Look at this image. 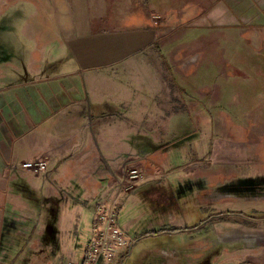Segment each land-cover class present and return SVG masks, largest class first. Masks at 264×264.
Masks as SVG:
<instances>
[{
    "label": "rangeland",
    "instance_id": "1",
    "mask_svg": "<svg viewBox=\"0 0 264 264\" xmlns=\"http://www.w3.org/2000/svg\"><path fill=\"white\" fill-rule=\"evenodd\" d=\"M189 1L170 0L160 7L156 0H145L151 9L156 10L153 12L143 5L142 0H108L109 27H113L119 18H136L144 14L146 28H155L162 40L172 41L159 47L160 55L172 50L176 65L182 72L192 70L189 66L196 60L200 65L201 60L199 68L204 71L199 73L196 85L203 83L200 89L209 91L207 101L212 102L218 98L210 97L214 96L215 85L223 83L220 90L223 93L216 105L219 102L228 105L194 110L185 102L182 110L174 106L157 109L151 99L149 103L154 111L140 108L137 98L150 100V95L153 98L156 95L160 97L159 94L163 96L157 53L152 45L143 51L147 56H155V60L140 53L108 68V77L112 80L108 84V143L117 140L120 134L118 126L126 119L141 124L153 121L160 133L161 148L167 147L170 156L167 165L161 166L162 175L156 183L130 197L129 192L125 193L118 224L125 229L133 221L128 231L131 242L121 247L120 255L110 264H264V220H258L257 229L253 227L254 221L249 220L250 215L264 216V117L262 122H253L256 128L254 144H244L247 151L239 158L229 160L235 156L229 142L234 138V129L249 122L239 119L238 111L236 117L232 110L238 89H242L247 97L251 93L254 100L264 101V79L256 75L254 82L257 88L253 90L234 75L245 67L253 69L254 61H248L263 57L264 48L251 44L241 31L226 26L239 21L233 11L234 0H208L204 6L200 0H192L195 3L188 5L189 8L176 10L173 17L170 13L164 14L167 7L178 9ZM35 8L32 0H0V63L5 71L9 72L13 67L11 62L39 50L30 20ZM133 22L127 20L123 26H131ZM213 23L225 26L209 25ZM68 51L64 45L56 53L54 61H49L54 72H66L73 67L72 57H67ZM237 57L247 63L236 62ZM45 61L48 62L47 59ZM263 64L261 61V67ZM167 71L171 72V81L179 86L180 81L170 65L166 74ZM192 91L187 87L178 98L187 101L192 97L196 107H206ZM130 133L135 136L134 132ZM125 134L129 136L128 132ZM217 155L220 156L218 160L215 158ZM202 169L205 172L200 171ZM217 174L235 179L212 186L210 183ZM185 180H191L193 185L184 188L180 192L181 197L171 206L164 207L148 197L153 186L156 189L165 186L179 189ZM30 182L32 187L18 180L14 187L2 189L0 264H82L93 232L91 206L95 200L90 201L91 206L84 200V197H89L90 187L81 182L70 190L66 185L65 191L73 196L65 200L59 191L58 195L48 194L49 182L57 184L54 178L46 183L43 177H33ZM238 182L241 187H234L238 196L228 195V191L222 190L224 184ZM246 190L250 193L247 194ZM73 198L82 200L77 208ZM62 200H65V206ZM217 216L223 217L225 224L216 226ZM67 232L77 241L74 256L64 251L60 236H57ZM206 234L211 235L206 242L192 244L196 238ZM217 242L222 243L220 253L217 252ZM50 244L54 246L51 252ZM206 244L214 246L202 250L195 248Z\"/></svg>",
    "mask_w": 264,
    "mask_h": 264
},
{
    "label": "crops",
    "instance_id": "2",
    "mask_svg": "<svg viewBox=\"0 0 264 264\" xmlns=\"http://www.w3.org/2000/svg\"><path fill=\"white\" fill-rule=\"evenodd\" d=\"M169 1L156 0L160 7ZM32 2L36 8L30 20L39 50L11 62L13 67L9 72L3 70L0 63V196L2 189L5 191L11 185L14 187L18 180L32 187L30 180H33V177H43L46 183L52 178L57 181L56 185L49 182L48 194L58 195L59 191V195L67 200L73 195L67 193L64 187L67 185V189L72 190L76 183L83 182L90 187L89 197H84L85 203L91 206L90 201L95 200L91 206L94 215L97 205L114 189L115 177L121 176L127 160H133L147 170L146 181L140 185L146 187L148 183L160 178L161 166L167 165L170 158L168 148H161L160 133L153 121L141 124L126 119L118 126L120 134L117 135V140L108 143V84L112 83L111 77H108V68H113L137 56L136 54L145 55L143 49L152 45L157 53L156 60L160 73L158 76L164 89L163 96L159 94L160 97L156 95L153 98L150 95V100L147 98L136 100L140 108L150 111H154L149 103L152 100L157 109L174 106L182 110V106L187 103L192 105L194 110H208L220 99L223 83L221 86L217 83L212 91L214 96H210L214 99L218 97L217 100L208 102L209 91L200 89L203 83H200V86L196 85L199 73L204 71L199 68L202 61L200 60V65H197L199 60H196L189 66L192 70L182 72L176 65L172 50L166 55H160L159 47L172 41L162 40L155 28H146L143 12L142 16L136 18H119L113 27H109L108 0H32ZM207 2L209 1L200 0L202 6ZM142 3L150 11H156L151 9L145 0H142ZM192 3L195 2L191 0L178 9L167 7L164 14L170 13L173 17L176 10L189 8L187 6ZM233 7L239 21L226 26L241 31L251 44L264 48V0H234ZM127 20L134 21V24L123 26ZM209 25L225 26L216 23ZM64 45L69 50L67 57L73 59V67L66 72H54L49 61H54L56 53ZM52 47L56 49L53 50ZM44 50H47L46 56ZM145 57L155 60V56ZM235 59L236 62L247 63L241 60V57ZM252 60L254 68L251 69L249 66L237 70L239 73L234 75V78H239L256 90L254 82L257 80L256 75L264 79V64L262 67L260 65L261 61L264 63V56L248 62L252 63ZM169 65L180 81L179 86L171 81V72L167 71L166 74ZM178 72L181 75H178ZM205 76L207 77L208 73ZM187 87L192 88L193 94L195 93L200 103L206 104V107H196L197 103L192 97H188L187 101L178 98ZM241 90L238 89L237 99L232 108L239 112V119L249 122L244 126L239 124L234 129V138L229 142L232 143L231 148L235 156H231L232 159L227 158L230 161L247 151L244 144H254L256 128L253 122H262L261 118L264 117V101L254 100L251 93L247 97ZM203 98H206V101H203ZM219 103L215 107L223 108L224 104ZM127 132L129 136L123 135ZM130 132H134L135 136L132 137ZM35 158H47L48 166L45 172L35 173L22 166L23 162ZM215 158L218 160L220 156L217 155ZM7 164L14 165V168ZM200 171L205 172L203 169ZM232 179L217 174L210 184L217 186ZM135 191L130 190L128 197ZM228 192V195L235 197L239 195L235 191ZM245 192L250 193L247 190ZM65 200H62L63 206ZM74 201L76 208L82 203L80 199ZM249 220L254 221L253 227L257 229L258 220H264V216L250 215ZM132 225L133 221H130L125 228L127 232ZM57 236L58 238L60 236L62 241L60 245L64 251L67 250L74 256L77 251L76 238L70 232L63 236L58 233ZM49 246L51 252L54 246L52 244Z\"/></svg>",
    "mask_w": 264,
    "mask_h": 264
},
{
    "label": "built area",
    "instance_id": "3",
    "mask_svg": "<svg viewBox=\"0 0 264 264\" xmlns=\"http://www.w3.org/2000/svg\"><path fill=\"white\" fill-rule=\"evenodd\" d=\"M14 168V165H8ZM35 173H43L48 166L47 158H35L22 163ZM147 170L133 160L124 163L121 176H116V185L106 199L100 202L93 217L92 237L86 245L82 264H110L121 253V247L130 244L126 229L118 224L120 207L125 193L147 177Z\"/></svg>",
    "mask_w": 264,
    "mask_h": 264
},
{
    "label": "flooded vegetation",
    "instance_id": "4",
    "mask_svg": "<svg viewBox=\"0 0 264 264\" xmlns=\"http://www.w3.org/2000/svg\"><path fill=\"white\" fill-rule=\"evenodd\" d=\"M158 180H155L153 182H150L147 185H150L152 183H156V181H158ZM145 181H146V179L145 180H142L141 182H138L136 185H134L131 188V190H134V189L136 191L141 190L144 187H141L140 185L143 184ZM184 182L185 183H183L182 188H179V189L178 188L175 189L173 187H171V188L168 189V188H166V186L165 187H162V188L159 187L158 189H156V187L153 186V188H150L149 189V191H152V193H149L148 197H149V199H153V201H157L158 203L160 202L161 205L164 206V207H166L167 205H170L171 206V204H174L176 202V200L178 201V198L181 197L180 196L181 195L180 192L184 188L186 189L187 187H190V185H193L191 180H185ZM157 183H159V182H157ZM236 186H237V188L238 187H241L240 186V182H238V183H230V184H226V185L224 184V186H222V190L225 191V192H227V191H234L235 190L234 187H236ZM216 218L218 219L217 222H216V224H215L216 226H222V224L225 223V221L223 220V217L217 216ZM210 236H211L210 234H206L203 237L200 236V237L196 238L195 241L192 244L194 245L195 242H198V241H200L201 243L206 242L207 239ZM216 245H217V252L220 253V251L223 248L221 246L222 243L219 244V242H217ZM212 246H214V245H210L209 246V244H206L204 246H198V247L196 246L195 248L198 249V250H202V248L204 249V247L205 248L209 247V249H210Z\"/></svg>",
    "mask_w": 264,
    "mask_h": 264
},
{
    "label": "trees",
    "instance_id": "5",
    "mask_svg": "<svg viewBox=\"0 0 264 264\" xmlns=\"http://www.w3.org/2000/svg\"><path fill=\"white\" fill-rule=\"evenodd\" d=\"M224 106H228V105H224ZM227 107H225L224 109H226ZM232 110H233V108H232ZM234 111V114H235V116L236 117H238V115L236 114V110H233Z\"/></svg>",
    "mask_w": 264,
    "mask_h": 264
}]
</instances>
